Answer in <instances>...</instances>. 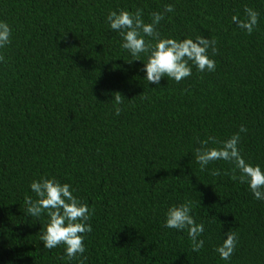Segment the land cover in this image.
Listing matches in <instances>:
<instances>
[{
    "label": "trees",
    "instance_id": "1",
    "mask_svg": "<svg viewBox=\"0 0 264 264\" xmlns=\"http://www.w3.org/2000/svg\"><path fill=\"white\" fill-rule=\"evenodd\" d=\"M245 8L258 13L250 34L232 21ZM119 9H140L145 23L163 13L162 38L214 40L215 70L148 84L145 55L130 56L106 23ZM0 20L11 29L0 49V264H264V201L232 162L195 160L200 142L238 133L245 162L264 169V0H0ZM41 177L89 206L82 256L44 248L46 213L26 215ZM181 203L204 227L198 251L187 229L163 227ZM230 229L226 261L215 248Z\"/></svg>",
    "mask_w": 264,
    "mask_h": 264
},
{
    "label": "clouds",
    "instance_id": "2",
    "mask_svg": "<svg viewBox=\"0 0 264 264\" xmlns=\"http://www.w3.org/2000/svg\"><path fill=\"white\" fill-rule=\"evenodd\" d=\"M173 8L166 5L164 12L171 13ZM245 19L232 17L237 28L250 34L258 21V13L245 8ZM164 19V14L154 12L151 14L150 23L142 20V12L119 9L109 11L106 23L110 30L116 32L122 40L121 48L130 56L139 57L144 54L146 59L140 69L144 73L143 79L148 84L159 86L161 78L180 82L191 75L192 67L197 71L212 72L215 70V61L209 57L208 50L215 52V41L197 36L193 38H162L156 31V26ZM10 26L0 20V49H4L10 43ZM145 37L150 38L149 41ZM155 41V43H151ZM0 55V63L4 61ZM139 60L140 59H133ZM113 114L120 115L119 105L122 103L121 95L112 96ZM241 126L239 132H245ZM239 134H233L228 139L220 142L219 147H206L207 143H216L209 137L208 141L200 142L201 146L195 149V160L203 170L211 161H230L239 170L241 181L247 183L253 198L264 201V169L259 165H251L245 162L238 150ZM218 174V173H214ZM29 188L37 199L30 197L24 200L25 213L29 217L39 218L43 213L47 215V222L40 230V241L46 249H53L59 245L64 246V255L68 260L82 256L84 247V235L92 231L88 223L91 212L87 204L81 203L73 194L74 189L68 183H61L55 177H41L33 180ZM163 227L183 232L187 229V236L191 239L193 251H198L204 241L199 239L204 231L202 224L195 223L191 214V205L181 203L170 206L164 218ZM237 238L231 229L224 234L222 243L215 248L216 253L223 260H228L234 251ZM83 264V260L80 261Z\"/></svg>",
    "mask_w": 264,
    "mask_h": 264
}]
</instances>
